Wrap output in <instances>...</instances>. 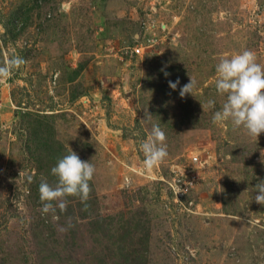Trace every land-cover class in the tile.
I'll return each instance as SVG.
<instances>
[{
  "label": "rangeland",
  "instance_id": "obj_1",
  "mask_svg": "<svg viewBox=\"0 0 264 264\" xmlns=\"http://www.w3.org/2000/svg\"><path fill=\"white\" fill-rule=\"evenodd\" d=\"M0 264H264V0H0Z\"/></svg>",
  "mask_w": 264,
  "mask_h": 264
},
{
  "label": "built area",
  "instance_id": "obj_2",
  "mask_svg": "<svg viewBox=\"0 0 264 264\" xmlns=\"http://www.w3.org/2000/svg\"><path fill=\"white\" fill-rule=\"evenodd\" d=\"M140 49H141L140 47H139V48H138V47L134 48L135 53H139V52H140ZM192 159H193V160H196V157H193ZM173 195L175 196L176 199H178L177 195H178V196H181V193L179 192V193H177V195H176V194L173 192Z\"/></svg>",
  "mask_w": 264,
  "mask_h": 264
}]
</instances>
